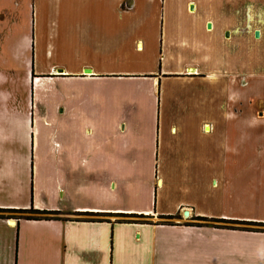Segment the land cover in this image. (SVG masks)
<instances>
[{
	"label": "crops",
	"instance_id": "0c3cea01",
	"mask_svg": "<svg viewBox=\"0 0 264 264\" xmlns=\"http://www.w3.org/2000/svg\"><path fill=\"white\" fill-rule=\"evenodd\" d=\"M36 5L24 90L58 85L55 144L0 90V209L61 214L0 220V264H264V233L237 229L264 230V0ZM94 115L102 143L76 144Z\"/></svg>",
	"mask_w": 264,
	"mask_h": 264
},
{
	"label": "rangeland",
	"instance_id": "374dc122",
	"mask_svg": "<svg viewBox=\"0 0 264 264\" xmlns=\"http://www.w3.org/2000/svg\"><path fill=\"white\" fill-rule=\"evenodd\" d=\"M36 7V0H0V78L5 79V83H7L0 85V90L15 94L13 97L16 100L15 102H18V105L21 104V99L25 98L27 91V94H29L30 111L35 116L43 114L44 127L40 126L35 120L33 122L34 127H39V129L43 130V144H55L51 133L54 125V98L60 94L59 89L56 88L58 85L55 84L54 86L52 81L44 80L41 81L39 86L35 84L33 86L32 84L30 88H27L26 91L24 90L26 87L24 80L27 71V57H29V63L31 61V51L28 49L29 52L27 53L25 47L28 42L29 46L31 45L32 39L35 43L37 31L42 32L40 36L41 43L47 44L49 42L48 33L51 31L52 22L49 19L43 21L36 20L35 12H38ZM45 9L46 11H51L49 3L45 4ZM43 11L44 8L39 9V13ZM226 33L227 31L224 34ZM262 42V47H264V40ZM24 105L25 103L23 102V107ZM105 106H107L106 113L110 114L112 110L116 109V102L106 101ZM111 122L113 123L111 115H94L90 119L78 117L77 125L82 129L76 134V144H101L99 130L104 129L106 126L109 127ZM142 127L140 129L144 130ZM124 131L126 132L125 135L128 136L129 127L126 126ZM2 215L11 216L12 218L20 216L15 213H2ZM110 216L85 217L104 220L116 219V217ZM117 219L122 220L125 217ZM139 221H142V219L139 218Z\"/></svg>",
	"mask_w": 264,
	"mask_h": 264
},
{
	"label": "trees",
	"instance_id": "16d2710c",
	"mask_svg": "<svg viewBox=\"0 0 264 264\" xmlns=\"http://www.w3.org/2000/svg\"><path fill=\"white\" fill-rule=\"evenodd\" d=\"M2 213H15V214H19L20 216L18 217H11V216H5L2 215ZM61 213L59 212H54V211H40V210H35L32 207L28 208V209H0V220H9V219H13V220H25V221H51V220H59V215ZM94 215H101V214H94ZM105 215V214H104ZM111 216H113V214H110ZM108 216V214H107ZM115 216H120V214H117ZM137 218L142 219V221H137L134 223H140V224H152L151 222L147 221L148 218H151L150 216H134ZM166 219H170L171 217H165ZM199 221H207L206 219H198ZM212 222H216V223H226L225 221H221V220H210ZM229 223H235V224H242L243 222H229ZM251 225L253 226H264V224H255V223H251ZM220 228H227V229H233L232 227H228V226H218ZM237 229H243L246 231H252V232H263L264 230L261 229H246V228H237Z\"/></svg>",
	"mask_w": 264,
	"mask_h": 264
},
{
	"label": "water",
	"instance_id": "95a60500",
	"mask_svg": "<svg viewBox=\"0 0 264 264\" xmlns=\"http://www.w3.org/2000/svg\"><path fill=\"white\" fill-rule=\"evenodd\" d=\"M254 37H255V38H258V37H259V32H258V31H255V32H254ZM187 216H188V212H186V211L183 212V217H187Z\"/></svg>",
	"mask_w": 264,
	"mask_h": 264
}]
</instances>
